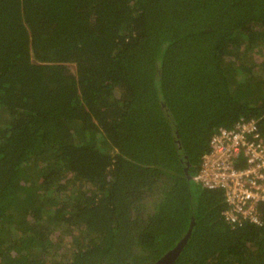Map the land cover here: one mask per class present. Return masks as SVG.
Instances as JSON below:
<instances>
[{
	"label": "trees",
	"instance_id": "1",
	"mask_svg": "<svg viewBox=\"0 0 264 264\" xmlns=\"http://www.w3.org/2000/svg\"><path fill=\"white\" fill-rule=\"evenodd\" d=\"M252 117L264 0H0V264H153L190 227L173 264H264V204L232 228L192 179Z\"/></svg>",
	"mask_w": 264,
	"mask_h": 264
},
{
	"label": "built area",
	"instance_id": "2",
	"mask_svg": "<svg viewBox=\"0 0 264 264\" xmlns=\"http://www.w3.org/2000/svg\"><path fill=\"white\" fill-rule=\"evenodd\" d=\"M192 179L203 188L222 192L221 214L232 228L263 225L264 135L258 119L241 118L232 127H219Z\"/></svg>",
	"mask_w": 264,
	"mask_h": 264
},
{
	"label": "water",
	"instance_id": "3",
	"mask_svg": "<svg viewBox=\"0 0 264 264\" xmlns=\"http://www.w3.org/2000/svg\"><path fill=\"white\" fill-rule=\"evenodd\" d=\"M191 230L192 229L190 227L186 236L181 241H179L174 248L166 252L163 256H161L153 264H173L175 259L178 257V255L182 251V248L184 247L188 237L190 236Z\"/></svg>",
	"mask_w": 264,
	"mask_h": 264
},
{
	"label": "rangeland",
	"instance_id": "4",
	"mask_svg": "<svg viewBox=\"0 0 264 264\" xmlns=\"http://www.w3.org/2000/svg\"><path fill=\"white\" fill-rule=\"evenodd\" d=\"M196 184V183H195ZM199 186V185H198Z\"/></svg>",
	"mask_w": 264,
	"mask_h": 264
}]
</instances>
